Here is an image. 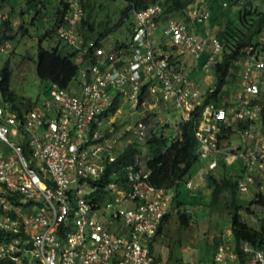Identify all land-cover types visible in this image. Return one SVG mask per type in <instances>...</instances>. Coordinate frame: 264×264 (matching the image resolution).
I'll return each instance as SVG.
<instances>
[{
	"label": "built area",
	"instance_id": "built-area-1",
	"mask_svg": "<svg viewBox=\"0 0 264 264\" xmlns=\"http://www.w3.org/2000/svg\"><path fill=\"white\" fill-rule=\"evenodd\" d=\"M64 1L67 15L57 34L80 62L75 81L79 90L53 83L43 108L22 113L4 102L0 92V231L6 234L0 242V262L161 264L149 241L158 236L166 217L191 214L177 205L175 191L150 184V171L140 163L125 170V181L107 185L103 202L95 200L99 187L91 183L102 179L124 148L125 133L100 130L112 107L121 110L122 96L136 110L146 105L154 114L173 107L183 113L184 121L195 118L198 157L207 161L206 175H215L222 161L232 165L240 160L238 192L255 190V199L264 201L259 103L264 58L248 54L238 63L242 70L224 106L209 104L194 116L206 92L201 83L190 80L185 58L198 62L207 55V72L222 50L207 28L212 13L206 0L189 7L188 22H161L160 5L134 11L132 29L123 39L115 34L88 37L81 30L86 14L81 0ZM199 25H205L202 35ZM10 49V42H0V54ZM130 135L140 148L146 147L147 122H138ZM185 185L197 189L192 177ZM211 262L264 264V243L256 248L243 242L238 247L229 228Z\"/></svg>",
	"mask_w": 264,
	"mask_h": 264
},
{
	"label": "trees",
	"instance_id": "trees-1",
	"mask_svg": "<svg viewBox=\"0 0 264 264\" xmlns=\"http://www.w3.org/2000/svg\"><path fill=\"white\" fill-rule=\"evenodd\" d=\"M7 1L0 0V7L2 9L5 8V5L10 6L8 17L0 22L1 43L10 42V40L14 39V37H10L8 34L16 30V27H19V31H22L24 34L27 33L23 23L20 26H16L12 21V17L15 15V9L11 4H7ZM196 1L198 0H126V7L121 11V16L115 24H108L103 21L96 23L94 20H91L92 14L88 18L85 14L81 30L86 34L88 33L90 35L88 37L94 36L99 38L109 34H115L116 32L121 33L122 30L120 31L119 29L126 25L130 14L133 15L134 11L147 9L152 5H160L163 8L161 22H167L176 17H180L181 20L188 22L187 10ZM215 1L206 0V6L212 13L211 25H213V28L218 26L215 35L212 34V37L221 42L222 50L217 64L213 67L215 86L206 92L203 105L196 109L194 116L200 115L203 109L209 104L219 108L224 106V102L227 101L230 93H232L227 92L226 89H228V86L234 87L235 82L239 78L238 74L242 70V67L238 63L248 57V54L256 55L258 58H264L262 56L264 53V11L258 8L254 3L255 0H222L221 6H219L220 15L214 17L217 14ZM59 2L60 6L55 14L54 25L43 34L40 40L41 42L44 39L52 38L53 34L57 33L58 29L65 24L64 18L67 15L68 4L64 0H59ZM226 2L227 6L225 7L224 3ZM81 3L85 9V7L87 8V4H91V1L81 0ZM237 6L238 9L236 11L235 8ZM37 7L39 10L35 12L31 11L33 15L28 21L29 26H34L38 18L42 15L41 12L44 6L38 4ZM229 9L233 11L230 14L224 15L225 10ZM220 16L225 18L221 22ZM235 17L236 20L234 19ZM132 25L133 22L131 21L130 31ZM64 44L71 49L67 54H62L59 47L45 49L40 45L37 60V75L44 82L56 83L62 88H69L78 78L79 66L75 61L76 52L66 43ZM206 57L207 55L204 56L202 63H205ZM10 66L9 63L4 67L0 65L1 97L4 102L10 103L12 108L19 111V113L30 111L37 106L24 98H20L12 91L13 69ZM259 103L263 108L262 121L264 123V93ZM117 108L118 105L112 107L110 113L114 114ZM195 121V118L190 121H184L179 127L176 138L171 143L165 132H162L158 126L152 129V131H149V136L146 141V148L151 153L145 165L146 170L150 171L148 181L158 188L174 190L176 193L175 202L180 207L183 204L178 200L179 188L182 184L186 183L188 178L192 177V169L199 160L198 141L195 136ZM140 147L141 145L139 143H130L126 146L125 151L120 152L117 162L108 166L102 179L91 182L93 186L99 187V191L95 193V196L98 198L95 200L103 202L107 195V185L118 179L125 181V170L132 165L141 163ZM222 162L225 163L224 161ZM226 166L225 163L224 168ZM224 175L225 177L222 181H218L214 175H210L209 177L211 181L209 187L213 188V204H217L220 193L226 188L231 189L235 196L238 193L237 179L239 175L234 177L228 176L225 173ZM253 206L259 207V210L254 213V215L258 216V221L255 225L248 223L244 215L240 214L242 207L238 206L235 202L233 203L230 228L238 247L243 242H249L256 248L262 246L264 243V201L254 198L250 206L245 208V211L252 213L251 208ZM260 210L262 211L261 213L259 212ZM191 216L186 212L179 215L183 226H189ZM168 219L166 217L165 222ZM161 229L159 230L158 236L161 233ZM5 236L6 234L0 231V242L3 241ZM217 246L211 250V255L215 252ZM150 251L152 253L151 248ZM0 264H9V262H0Z\"/></svg>",
	"mask_w": 264,
	"mask_h": 264
},
{
	"label": "rangeland",
	"instance_id": "rangeland-1",
	"mask_svg": "<svg viewBox=\"0 0 264 264\" xmlns=\"http://www.w3.org/2000/svg\"><path fill=\"white\" fill-rule=\"evenodd\" d=\"M89 1H91V4H87V8L85 7L87 9L86 17L88 18L92 14L91 20H94L96 23L103 21L108 24H115L119 20L121 11L127 4L126 0ZM7 2V4H11L15 9L12 21L16 26H20L23 23L27 33L24 34L22 31H19V27H16V30L8 34L10 37H14V39L10 40L11 49L1 54L0 65L4 67L9 63L13 69L12 91L20 98L32 102L38 108H43L45 102L51 98V83L42 81L37 75L39 47L40 45L45 49L59 47L62 54H67L71 51L60 40L57 33L53 34V37L50 39L40 41L43 34L53 27L55 14L60 6V2L59 0H8ZM215 3L217 14L214 17L220 15L219 6H221L222 0H216ZM254 3L260 10L264 11V0H255ZM38 4L44 6L41 12L42 15L34 26H29L28 21L33 15L31 11L35 12L39 10ZM237 9L238 6L235 10L237 11ZM9 11L10 6L8 5H5L3 9L0 7V22L5 20L4 17H8ZM232 11V9L225 10L224 15L230 14ZM176 18L181 19L180 17ZM220 18V22L225 19L221 16ZM234 19L236 20V17ZM131 21L132 15L130 14L126 25L119 29L122 32L115 33L116 38L123 39L124 35H129ZM211 23L212 19L207 23V28L210 29L211 34L215 35L218 26L213 28ZM199 27V33L201 35L204 34L205 25H199ZM160 36L163 39V36ZM262 56H264V53ZM75 61L77 64L80 63L79 60L75 59ZM185 68L190 73V80L192 82L201 83L205 82L206 76L214 77L213 67H210L205 72L202 60L195 62V59L191 56H186ZM153 78L155 79L154 74ZM213 83L211 88L215 86V82ZM227 88L229 89H226L227 92L234 90L232 86H228ZM70 89L79 90L78 83L73 82ZM202 91L205 92L203 88ZM230 96L231 93L227 100H229ZM159 99L163 103V99ZM119 101L121 110L114 114L111 113L108 119L103 122L100 130L105 133H108L110 130L119 134L125 133V138L122 140L124 147L122 151H125L126 146L135 141L130 133L131 130L137 127L138 122L146 121L149 131L158 126L162 132H165L170 143L176 138L179 127L184 122L183 113L173 107L170 109L161 108L160 112L153 114L149 112L146 105L139 110L134 109L128 102L127 97L122 96ZM260 129L264 135L263 121L262 124L260 123ZM236 139V137L233 138V140ZM150 156L151 153L142 145L140 159L142 169L145 167ZM224 164L222 162L221 167L215 172L214 176L218 181L223 180L225 177L224 173L232 177L240 174V160L235 164L227 165L226 168H224ZM206 166L207 161L199 159L192 169L191 175L195 181L197 190L192 191L187 189L185 184H182L179 188L178 200L183 204L182 209L191 211L189 215L192 216L189 226H183L178 216L171 217L164 223L160 235L156 239L149 241L152 254H154L161 264H201L205 261L206 264H212L211 250L219 244L230 228L233 203L235 202L238 206L242 207L241 212H246L245 208L250 206V203L255 198V190H251L245 194L238 192L235 196L231 189L226 188L220 193L217 204H213V188L209 187L211 182L209 177L214 173L206 175ZM257 210H259V207L253 206L251 208L252 213L246 212L244 214L246 221L251 225H255L258 221V216L254 215ZM116 229L119 231L121 225H117Z\"/></svg>",
	"mask_w": 264,
	"mask_h": 264
},
{
	"label": "crops",
	"instance_id": "crops-1",
	"mask_svg": "<svg viewBox=\"0 0 264 264\" xmlns=\"http://www.w3.org/2000/svg\"><path fill=\"white\" fill-rule=\"evenodd\" d=\"M211 77H208V76H206V80H205V82H201L202 83V88L205 90V92H207L209 89H212L211 88V86L214 84L213 82H215V80H214V77L213 78H211ZM221 166H219V168H220ZM218 168V169H219ZM217 169V170H218ZM241 173V172H240Z\"/></svg>",
	"mask_w": 264,
	"mask_h": 264
}]
</instances>
